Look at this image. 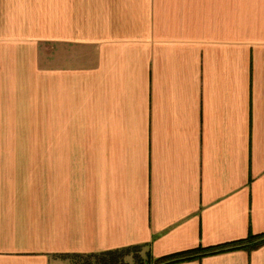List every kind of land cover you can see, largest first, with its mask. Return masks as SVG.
<instances>
[{
    "label": "crops",
    "instance_id": "crops-1",
    "mask_svg": "<svg viewBox=\"0 0 264 264\" xmlns=\"http://www.w3.org/2000/svg\"><path fill=\"white\" fill-rule=\"evenodd\" d=\"M33 124L36 149H13ZM250 232L264 0H0V264L207 253ZM173 264H264V245Z\"/></svg>",
    "mask_w": 264,
    "mask_h": 264
},
{
    "label": "trees",
    "instance_id": "trees-1",
    "mask_svg": "<svg viewBox=\"0 0 264 264\" xmlns=\"http://www.w3.org/2000/svg\"><path fill=\"white\" fill-rule=\"evenodd\" d=\"M262 245H264V233L254 234L250 232L248 237L244 239L229 243L219 248H214V249L211 248V250L208 251L207 253H212L223 249H236V248H247L248 250H252ZM141 249H143L142 246L135 245L130 247H124L121 249L101 252L98 254H92V256H100L101 258L104 257L103 261L100 264H123V261L122 263H120L119 261L120 257L124 256L125 254H128L129 252H132L133 250H141ZM204 249L206 248H197L194 250L172 254L161 258H154L149 253V251H146L145 255L143 256L138 254L133 264H173L183 260H187L207 254L206 252L198 253V251ZM125 264H129V263H125Z\"/></svg>",
    "mask_w": 264,
    "mask_h": 264
},
{
    "label": "rangeland",
    "instance_id": "rangeland-1",
    "mask_svg": "<svg viewBox=\"0 0 264 264\" xmlns=\"http://www.w3.org/2000/svg\"><path fill=\"white\" fill-rule=\"evenodd\" d=\"M34 127H30V132L33 133L35 131V124H33ZM13 149H30L35 150L36 149V142H35V132L31 135L25 134L23 136H14V142H13ZM146 249L143 248L141 250H133L132 252H129L128 254H125L124 256L119 258L120 263L123 264L129 263L133 264L135 262L136 256L139 255H145ZM108 258V257H107ZM104 257L101 258L100 256H92V255H86V256H77L76 258L72 259L73 264H100L103 261Z\"/></svg>",
    "mask_w": 264,
    "mask_h": 264
}]
</instances>
